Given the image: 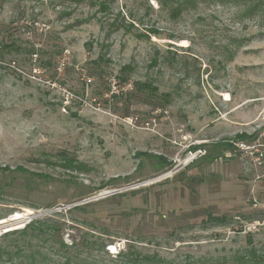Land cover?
<instances>
[{
  "label": "rangeland",
  "instance_id": "rangeland-1",
  "mask_svg": "<svg viewBox=\"0 0 264 264\" xmlns=\"http://www.w3.org/2000/svg\"><path fill=\"white\" fill-rule=\"evenodd\" d=\"M247 6L0 0V223L23 217L0 264L32 262L17 245L62 264V242L102 264L264 254V11ZM35 221L53 230L15 233Z\"/></svg>",
  "mask_w": 264,
  "mask_h": 264
},
{
  "label": "trees",
  "instance_id": "trees-1",
  "mask_svg": "<svg viewBox=\"0 0 264 264\" xmlns=\"http://www.w3.org/2000/svg\"><path fill=\"white\" fill-rule=\"evenodd\" d=\"M173 2H179L181 0H172ZM183 3L188 4H194L197 3L200 0H182ZM204 2H209V3H219L223 5H229V4H234L238 5L241 3H247V9L246 11L248 12L249 15H259L262 13V9H264V0H202ZM262 15V14H261ZM129 67L124 66L122 68L123 71H126ZM136 86L139 89H150L151 86H148L144 83L137 82ZM251 138L246 132H241L237 134L234 138H230L227 140H223L222 142H217L216 146L217 147H222L221 149L225 150H233L235 149V143L238 142H244L247 141V139ZM215 146V145H214ZM225 150H219V152L214 154L215 150L209 149L207 150L206 154L204 155L206 159H209L210 161H214L224 155ZM217 151V150H216ZM210 152V154H209ZM209 221H213L216 223H221L225 224L227 222L226 218H214V216H208ZM51 226L47 225V223L44 224V222L41 221H35L33 223H30L27 227H25L23 230L17 231L15 233H18L19 236L26 237L30 233H36L35 235L40 236L41 234H48L49 231H52L53 229L50 228ZM49 230V231H48ZM18 244V243H17ZM16 244V245H17ZM106 248V244L102 243L99 244L98 242H92L87 244V249L88 251H94L98 250V252H103ZM22 246L17 245V251L16 255L20 256L23 259H32V262L29 264H35V261L33 260L34 256L32 254H22L24 253L22 251ZM63 256L66 257L65 261L62 262V264H102L96 261H91L89 260L90 258H80L79 256H74V258L70 256H66L68 253L67 245L65 243H61V248L59 249ZM3 250H0V256H2ZM117 257V262L115 264H171L167 263L165 260L162 258H156L152 255H143L139 254L136 251H120L118 252ZM236 264H264V254L258 253L256 250L250 249L247 251L244 255L240 256L237 259Z\"/></svg>",
  "mask_w": 264,
  "mask_h": 264
},
{
  "label": "built area",
  "instance_id": "built-area-1",
  "mask_svg": "<svg viewBox=\"0 0 264 264\" xmlns=\"http://www.w3.org/2000/svg\"><path fill=\"white\" fill-rule=\"evenodd\" d=\"M241 145H243V144H241ZM258 151L259 150L257 148H255V147L253 148V154L257 153ZM261 155H263V153H261ZM191 157H194L193 154L191 155ZM257 159L259 160L260 157L258 156ZM22 219H23V217L21 215H19L18 213H15L12 215V219H11L13 221V223H10V224H6V222L0 223V236L6 234L8 232H11L13 230L19 229L22 226V224L20 225V223H19ZM117 247L121 250L120 245H118Z\"/></svg>",
  "mask_w": 264,
  "mask_h": 264
}]
</instances>
